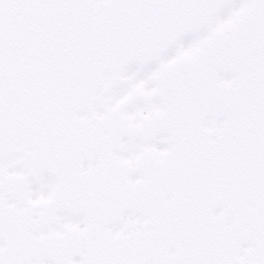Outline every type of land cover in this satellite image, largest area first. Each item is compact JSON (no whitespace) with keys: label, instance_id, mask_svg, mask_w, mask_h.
Wrapping results in <instances>:
<instances>
[{"label":"rangeland","instance_id":"obj_1","mask_svg":"<svg viewBox=\"0 0 264 264\" xmlns=\"http://www.w3.org/2000/svg\"><path fill=\"white\" fill-rule=\"evenodd\" d=\"M0 2V149L6 146L21 147L19 154L27 163L23 165V176L15 182L22 186V181L32 179L41 169L63 177L64 169L61 166L58 170L51 166L55 162L51 155L66 154L81 148L89 151L92 143L104 140L107 135L108 129L98 127L102 131L95 132L91 140L90 133H70L67 129V126L72 127L67 119L73 116L74 107H87L90 99L100 96L94 91L90 92V65L97 67L99 61L102 62L96 45L100 47L107 43L105 51L115 61L138 27L135 35H146L162 43V32L167 26L190 28L192 20L201 18V14L203 17L205 13L197 11L204 0H107L96 9L83 5L77 7V3L71 8H60L58 0ZM257 7V15L249 18L248 23L236 25L233 33L224 37L230 48L225 49V56L220 60L236 61L237 74L245 83L243 88H247L239 95L240 102H237L235 111L237 132H228V144L217 150L211 145L208 132H201L202 128L198 127L193 132H182L185 153H180L187 159L175 165H168L167 161L161 164L165 167L160 169V163L149 155L144 156L141 163L139 161L138 167L131 165V169L115 164L118 175L122 174V170H126L125 174L141 173L144 177L136 180L142 179L141 189L150 197L142 195L143 205L147 209L130 208L148 215L142 217L144 222L141 225L130 228L131 234L126 237L131 241L130 253L133 256L120 259L118 249H122L121 244L112 240L116 238L110 239L105 229L109 226L106 225L108 221L116 220L112 215L116 214L113 209L122 203L119 200L121 189L133 192L131 194L138 193L140 189L138 186L132 187L129 179H123L118 184L109 182L100 190L90 191L96 181L93 177L96 174L92 173L86 176L88 179L75 184L82 195L75 198L73 211H69L72 216L87 220L84 231L71 229L66 237L50 234L36 237L37 233L53 224L59 207L52 211L48 206L52 200L56 201V197L40 208L38 204L30 205L20 199L21 206L25 208L12 210L14 212L5 219L0 214V242L5 244L0 252V264H44L46 260L48 264H264V55H258L257 48L246 43L253 35L264 40V2ZM62 11L76 13L74 16L79 17L64 16ZM181 11L188 15L179 16ZM7 14L19 15L18 20H6ZM56 15L61 18L60 21L53 19ZM162 21L167 23L165 29L161 28ZM239 29L248 31L246 36L242 34L246 44L236 37ZM95 31L102 32L96 34ZM33 34H36L35 37L28 38ZM152 40L142 44L132 42L130 45L148 50ZM36 46L45 49H33ZM28 47L33 52L28 57L17 55L19 58L12 62L4 55L9 48H18L23 54ZM49 47L62 50L60 53L64 54L53 57L48 54ZM212 66L205 63L203 71L212 72ZM182 67H185L184 76H177L176 86L174 81L165 82L166 87L184 90L185 94L191 92L193 96L206 89L212 93L210 98L222 100L213 104L231 102L230 105L234 107L231 93L226 95V91L216 90L210 80L206 86L205 75H196L191 66ZM45 68L48 71L40 73ZM35 74H46L47 77ZM186 83L191 84L190 87H186ZM37 87L39 94L29 98V92ZM59 88L62 89L54 93ZM184 92L181 96L183 100ZM172 97L171 94L169 98ZM248 108L251 111L245 114ZM28 114L32 116L31 121ZM111 119L101 121V124L119 123L120 127H109L118 130L114 132L118 137L147 138L155 133L146 132V126L139 128L128 124L120 117ZM76 122L90 126V119H78ZM29 123L41 126L45 131L28 132ZM158 127L160 129L162 126ZM39 140H43L49 149V156L44 157L46 159L40 158L42 155L37 150L38 146H43ZM26 142L30 147L24 146ZM42 159L48 164H44ZM74 172V176H78L79 171L75 169ZM173 179L179 184V191L169 195L171 199H164L166 180ZM3 186L0 185V193L4 201L12 200L9 193H3ZM57 188L59 192L64 190L67 193L68 188L71 190V184L66 180L61 181ZM90 205L103 211L102 218L97 220L90 217ZM1 209H5V206ZM11 228L17 232L14 242L10 233L15 230ZM4 230L10 233L5 234ZM19 234L31 243L22 253L19 251ZM247 242H251L252 247L246 246ZM243 248L247 252L242 257Z\"/></svg>","mask_w":264,"mask_h":264},{"label":"bare ground","instance_id":"obj_2","mask_svg":"<svg viewBox=\"0 0 264 264\" xmlns=\"http://www.w3.org/2000/svg\"><path fill=\"white\" fill-rule=\"evenodd\" d=\"M58 1L61 3V6L57 4L60 8L67 5L76 6L75 3H77V7L83 5V7L87 8L91 5L93 6L95 0ZM106 1L96 0L98 3H105ZM261 2H264V0H204L197 10L199 13L205 12L204 16L202 17L201 14V18H194L190 28L181 29V26L177 25L176 27L167 26L165 29L164 25L167 23L162 21L161 24L163 25L161 28L165 30L162 32L163 41L159 43L146 35L143 37L135 35L139 30L138 27L127 40L126 46H123L122 50L119 51V58L115 61L110 59L109 53L105 51L106 46H108L107 43H104L100 47L96 45L95 49H98L99 55L102 57V62L99 61L100 65H97V67L96 65H90V92L94 91L96 94H100L98 96L100 99L97 100L98 97L94 100L90 99V105L87 107L80 105L75 106L74 109L72 107L73 116L71 114L72 117H68L67 120H69V124L73 128L67 126V129H69L70 133L81 132L83 135L90 133L91 140H93L92 138H94L95 132L102 131L98 127L108 129L107 135L103 138L104 140L98 141V143H92L91 147L93 148L90 147L89 151H84L81 148L80 150L75 149V151H69L66 154L57 153V155H51L55 159V162L48 161L52 162L51 166L55 169H60V166L64 169L63 177L41 169L40 173L35 174L32 179L25 180V182L22 181L23 186L15 182L17 181L16 179L23 176V165L25 166L27 163L25 161L26 159L23 160L22 154H19V148L21 147L6 146L0 149V185L2 187L7 184L5 187L3 186L5 188H3V193H9L12 196V200L4 201L2 192L0 193V214L3 215L2 219L10 217L11 212L20 210L23 207L21 203L24 200L30 205L38 204L40 208L42 204L56 197V201L53 202L52 200L50 203V205L52 203L54 205L48 206L52 211L59 207L58 212L55 214L53 224L50 228H45V230L37 233L36 237L45 236L46 234L66 237L71 229L84 231L87 221L84 218H76L69 212L73 211L72 204L75 198L82 195L81 191L75 185L76 183L83 179H88L86 178L87 175L95 173L96 175L93 177H95L96 183L94 182L90 187L91 191L94 189L100 190L102 186L107 185L109 182L118 184L119 180L129 179L131 186H138L140 190L138 193L131 194L133 192L126 191L124 188L121 189L119 200L122 203L120 202L119 207L113 209V212H116V214L112 215L116 220L112 222L108 221L106 225L109 226L105 230L110 239L116 238L112 240L121 244L122 249H118L120 259L133 256L130 253L132 252L130 248L131 241L126 237L131 234L130 228H136L137 224L141 225L144 222V218L142 217L144 216L146 218L148 215L142 211L139 214L130 208L147 209L143 205L144 200L142 199V195L146 198L149 195L145 194L144 192L146 191L141 189L142 179L136 180L137 178L144 177L141 173L135 172L131 174L129 172L125 174L126 170H120L122 174L118 175L116 173V165L118 167L122 166L124 169H131V165L138 167L139 161L141 163V160L143 161L146 155L152 156L160 165L167 161L169 162L168 165H175L181 160L187 159L185 155L180 153H185L183 152L185 146L182 144V132H193L198 127L202 128L201 132H208L211 139L209 141L217 150H221L228 144V132H237V116L235 111L238 108L237 102H240L238 101L239 95L243 94L247 88H243L245 83L237 74V63L235 60L226 59L219 62L214 71L212 70L210 73L203 71L204 66L202 62L209 53L210 57L214 54L219 56L221 54L220 57H224L223 53L225 49L230 48V45L220 40L219 37H227L233 33L236 25L248 23L249 18L258 14L259 8L257 6ZM262 13L263 10L261 9L260 14ZM183 15H188V13L181 11L179 16ZM262 15L264 16V13ZM201 19L203 20L201 21ZM123 28H127V26ZM95 32L99 34L102 31ZM242 34L246 36L248 31L244 29L236 31V37H239L243 42ZM34 35L36 34L28 38L31 39L35 37ZM107 35L109 36V34ZM90 40L93 41L94 39L90 38ZM150 40L153 43L148 50H144L142 46H136V48L130 45L132 42L142 44L146 41L150 42ZM262 40L257 35H253L246 40V43L252 48H257L258 55H264V40ZM35 48H40V50L45 49L43 46H36L33 49ZM139 48L141 49L139 50ZM12 49L9 48L4 53L6 59L12 62L19 58L17 55L28 57L33 53L29 47L25 49L23 54H20L18 48ZM48 50V54L53 57L64 54L60 53L62 50H58L55 47H49ZM182 66L193 67L196 75L199 73L198 76L204 77L203 75H205V85L212 82L215 85V89L217 88L216 90H220L221 92L226 91V95L231 93V97H234L232 102L235 101L234 107L230 105L231 102L213 104L221 99L215 98L214 100L210 98L212 93L207 92L206 89H200L202 91H198L196 96H193L191 92L190 94L184 93L185 99L183 100L181 96L184 90H175L173 87H166L164 84L165 82L169 83V81H174L176 86L178 83L177 76L184 71V67ZM97 68L99 69L98 71ZM178 69L183 70L182 72H178ZM46 71L48 69L45 68L40 73H45ZM35 75L47 77L46 74ZM209 75L211 76L209 77ZM209 80L210 82H208ZM15 83L18 84L16 79ZM190 85L189 83L185 84L186 87H190ZM38 89L39 87L29 92L31 94L29 98H35L39 94L40 89ZM61 89H57L54 93ZM76 93L77 91L74 94ZM171 94L173 97L170 99ZM220 96H224V94H220ZM249 111H251L250 108L246 109L245 114H248ZM114 117H120L124 122L139 128L146 126V132L155 133L149 137L147 136V138L118 137L114 133L118 130L109 127H120L119 123L114 125L107 123L101 124V121L113 120L111 118ZM28 118L31 121L32 116L28 114ZM78 119L83 121L90 119V126L83 122L80 125L76 124L78 123L76 122ZM225 120L228 121L223 124ZM149 123L151 124L149 125ZM64 124L66 125V123ZM158 125L162 127L159 129ZM88 127H90V131ZM27 129L28 132L45 131V128L41 126L36 127L30 123ZM221 132H224V134H221ZM43 140H39V142L43 144ZM27 145L30 147L29 142H26L24 146ZM45 146L43 144L42 147L38 146L37 148L40 152L39 154L42 155L40 158L43 159H46L44 158L45 156H49V149ZM43 159L44 164H48ZM76 163L77 165H75ZM164 167L165 165L159 166L160 169ZM74 168L79 171V174L76 173L78 176H74ZM93 177L91 178L93 179ZM65 180L71 184V190L68 188L67 193L64 190L59 192L57 187L61 181ZM178 185L176 179L166 180L164 199H171L169 195L179 191ZM3 206H5V209H1ZM163 206L165 210L164 202ZM88 211L90 212V217L96 218L97 220L102 218L101 214L103 211L97 209V207L95 209L90 205ZM11 230L15 229L11 228ZM3 232L5 234L10 233L7 230ZM10 236L14 242V239L17 237L16 230L11 231ZM19 237V251L22 253L31 243L25 236L19 234ZM245 245L249 248L252 247L251 242H247ZM4 247V242H0V252ZM245 252L247 251L243 248L241 250L242 257ZM44 264H48V260L44 261Z\"/></svg>","mask_w":264,"mask_h":264}]
</instances>
